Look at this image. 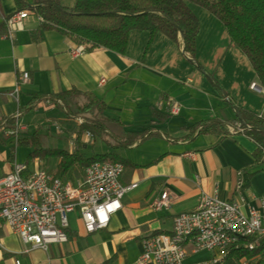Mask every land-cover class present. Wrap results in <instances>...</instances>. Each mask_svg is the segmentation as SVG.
Returning <instances> with one entry per match:
<instances>
[{
  "label": "crops",
  "instance_id": "obj_1",
  "mask_svg": "<svg viewBox=\"0 0 264 264\" xmlns=\"http://www.w3.org/2000/svg\"><path fill=\"white\" fill-rule=\"evenodd\" d=\"M75 3L61 0L67 7ZM18 6V0H0V119L54 109L58 106L51 96L61 91H90L105 102L109 119L103 132L108 146L98 153L117 154L125 161L121 183L137 186L124 195L122 209L105 228L88 233L79 209L70 212L68 241L52 243L46 249L25 243L1 222L0 264H17V260L20 264H137L143 238L171 233L174 216L196 209L205 193H217L228 201L244 200L245 211L249 205L259 207L264 194V159H255L257 143L252 137L230 128L239 107L264 116V88L249 59L230 42L221 23L207 18L223 46L212 40V30L204 32L201 25L195 56L199 67H186L184 56L192 62L194 58L184 52L181 36L173 41L157 33L149 44L148 31L134 30L124 54L95 48L74 56L71 49L78 44L56 29L38 31L40 20L30 13L22 26L13 29V36L6 37L8 24H1ZM207 39L211 62L202 58ZM226 55L227 65L233 67H210ZM24 72L29 73L26 81ZM252 83L263 91L253 90ZM174 103L180 104L178 114L171 112ZM212 120L229 123V134L201 132V126L193 130L200 122ZM139 132H144L143 136L133 137ZM87 133L81 138L83 153L97 145L95 135L88 137ZM0 135L3 176L21 162L16 160L17 145L10 143L12 138H6L1 129ZM69 139L67 149H76V132ZM49 163L55 167L57 161ZM165 191L170 196L169 206L153 209L152 200ZM203 251L207 250L193 252L189 246L184 264H212L219 254L207 251L205 258H196Z\"/></svg>",
  "mask_w": 264,
  "mask_h": 264
},
{
  "label": "trees",
  "instance_id": "obj_2",
  "mask_svg": "<svg viewBox=\"0 0 264 264\" xmlns=\"http://www.w3.org/2000/svg\"><path fill=\"white\" fill-rule=\"evenodd\" d=\"M18 2L17 11L27 10L40 18L38 31L56 29L76 44H85L88 50L106 48L124 54L134 30L148 31L149 44L157 33L179 41L182 32L185 51L192 58L196 56L200 20L191 4L200 5L225 26L230 42L247 56L264 88V0H76L72 7L63 6L60 0H33L30 4H24L22 0ZM13 14L8 15L6 22L1 25H7ZM81 97L85 98L83 103L79 101ZM51 99L68 117L77 120L75 132L78 146L74 150L45 147L36 131L31 137L19 139V145L33 146L28 156V165L34 159H47L49 162L56 160L55 169L49 172L74 182L75 178L85 175L86 168L94 161L125 162L117 154L96 153L86 156L81 152V138L85 132L94 136L108 128L106 104L102 99L90 91L78 89L55 93ZM80 118L83 121H79ZM237 122L244 127L256 128H245L244 132L257 143L255 159L258 162L264 159V116L239 107L238 118L232 123L236 125ZM7 123L14 127L15 119L9 117ZM199 126L201 132L225 135L230 132L229 123L217 120L202 121L193 130ZM143 134L134 133L133 137ZM243 261L247 264H264V233L240 237L227 249L222 264H243Z\"/></svg>",
  "mask_w": 264,
  "mask_h": 264
},
{
  "label": "built area",
  "instance_id": "obj_3",
  "mask_svg": "<svg viewBox=\"0 0 264 264\" xmlns=\"http://www.w3.org/2000/svg\"><path fill=\"white\" fill-rule=\"evenodd\" d=\"M28 16L27 10L15 12L7 21L5 36L12 37L13 29L22 26ZM86 51L85 44L71 49L74 56ZM28 77L29 73L24 72L23 80ZM252 88L261 90L256 83ZM179 111V104L172 105L173 114ZM26 171V164H16L13 172L0 177V223L7 224L25 243L45 249L52 243L68 241L69 213L75 209L80 211L86 232L107 227L112 215L122 209L124 195L137 186V183L123 185L120 178L124 165L111 161L89 165L77 184L46 170L25 174ZM243 201L224 200L217 193L203 194L196 209L174 217L171 233L152 234L143 239L137 264H184L189 246L193 252L217 251L218 257L212 264L222 261L227 249L240 237L264 233V194L259 207L249 205L245 211ZM169 203L170 196L165 191L152 200L151 207L160 210Z\"/></svg>",
  "mask_w": 264,
  "mask_h": 264
},
{
  "label": "rangeland",
  "instance_id": "obj_4",
  "mask_svg": "<svg viewBox=\"0 0 264 264\" xmlns=\"http://www.w3.org/2000/svg\"><path fill=\"white\" fill-rule=\"evenodd\" d=\"M60 3H61V0H60ZM191 6H192L194 13L196 14V16L200 20V28L202 25L204 28V32L207 31L208 28L210 30H212L213 31V36L211 37L212 40L216 39L217 40L216 44L218 46L222 47L223 43L221 42V38L219 37V34L214 31L213 24L209 23V20L207 18L212 17V19H216L215 21H217V23H219V24L221 23V21L214 14H212L208 10H206L204 7L197 5V4H191ZM38 19L40 20L39 17H38ZM201 22H202V24H201ZM220 25H223V24L221 23ZM222 27H225V26L223 25ZM203 38H205V37H203ZM208 43H209L208 39L203 42L204 47H203V51H202V58L206 59L208 62H211L210 60L213 57L210 54L211 50H209L210 48L208 47L209 46ZM213 44H214V42L212 41V46H213ZM87 51H88V49H87ZM184 52H186L185 47H184ZM184 59H185V66L186 67L187 66L199 67L195 58H194L193 62L191 60L187 59L185 56H184ZM228 60H229V56H227V55L224 56V58L219 57L217 60L215 59L213 61V64H211L210 67H233L231 64L227 65ZM257 87L260 88L261 90L259 91L257 89H253L252 85H251V88L255 91H257V92L263 91L262 87H260L258 85H257ZM79 101H80V103H83L85 101V98L81 97L79 99ZM174 104H178V103H174ZM179 106H180V104H179ZM20 115H21L20 113H17L15 116H13V118L15 119L14 127H10L8 125L7 119H0V129L6 138H8V139L12 138L10 140H13V141L10 142V140H9L10 143H13V144L15 143V145H17V147H16V149H17L16 150V160L21 162V163H15L13 170L8 172V173H11L14 171L16 164H26L27 165V171L25 172V174H28V173L36 171V170H46L47 172L54 170L55 167H52L47 159H45V160L34 159L31 161L30 165H28V163H27L28 156H29V153L31 152V150L33 149V146L19 145V139L24 137L23 136L24 133H25V137H31L33 135V133L37 131L41 140H42V143L45 147L68 148L70 145L69 144L70 143L69 136H70V134L72 136V134L75 133V131L78 127L77 120L74 118L68 117L67 114L65 113V111L59 107H56V108L51 109L49 111L48 110L45 111L43 109H37L34 111L24 112V114L22 115L21 118H20ZM48 115H51V116H48ZM82 118H83V116H82ZM82 118H80L79 121H83ZM21 126H24V128H21ZM117 127H118V125L116 124V128ZM249 127L250 126L244 127L241 124L232 125L230 130L233 132H238V131H244L245 128H249ZM12 130L14 132L11 133L10 131H12ZM65 132H67V133H65ZM0 136H2V135H0ZM95 138L97 140V145L96 146H94V145L89 146L88 149L84 152L86 156H91L94 153L102 152V151L107 149L108 143L106 140H104V134L103 133H96ZM14 153H15V148H13V156H14ZM98 161H110V160H98ZM94 162H97V161H94ZM94 162H92V163H94ZM116 162H120V161H116ZM120 163H122L124 165L123 162H120ZM124 171H125V165H124ZM124 171H123V173H124ZM1 173H2V171L0 170V176H1ZM8 173H6L5 175H7ZM49 173H51V172H49ZM5 175H3V176H5ZM3 176H1V177H3ZM83 177H82V179H83ZM63 179L70 181L69 179H66V178H63ZM70 182L72 184H77V182H75V183L72 181H70ZM173 223H174V219H173ZM153 234H159V233H153ZM150 235H152V234H150ZM206 256H207V251H205V252L203 251V252L197 254L196 258H198V259L199 258H205ZM220 262H222V261H220Z\"/></svg>",
  "mask_w": 264,
  "mask_h": 264
},
{
  "label": "bare ground",
  "instance_id": "obj_5",
  "mask_svg": "<svg viewBox=\"0 0 264 264\" xmlns=\"http://www.w3.org/2000/svg\"><path fill=\"white\" fill-rule=\"evenodd\" d=\"M117 164H122L120 162H117ZM168 233H159V235H167ZM147 237H151V235L147 236Z\"/></svg>",
  "mask_w": 264,
  "mask_h": 264
},
{
  "label": "water",
  "instance_id": "obj_6",
  "mask_svg": "<svg viewBox=\"0 0 264 264\" xmlns=\"http://www.w3.org/2000/svg\"><path fill=\"white\" fill-rule=\"evenodd\" d=\"M180 35L183 37L182 32H180ZM249 129H256L255 127H249Z\"/></svg>",
  "mask_w": 264,
  "mask_h": 264
}]
</instances>
